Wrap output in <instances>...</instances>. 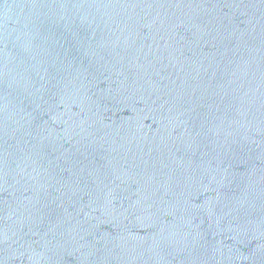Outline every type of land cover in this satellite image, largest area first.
Masks as SVG:
<instances>
[{"label": "water", "instance_id": "95a60500", "mask_svg": "<svg viewBox=\"0 0 264 264\" xmlns=\"http://www.w3.org/2000/svg\"><path fill=\"white\" fill-rule=\"evenodd\" d=\"M0 264H264V0H0Z\"/></svg>", "mask_w": 264, "mask_h": 264}]
</instances>
